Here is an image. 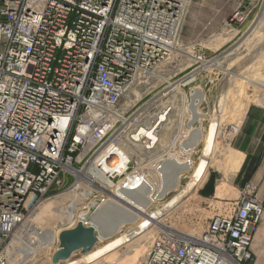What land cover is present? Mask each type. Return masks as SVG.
<instances>
[{
	"label": "built area",
	"instance_id": "2783aa9c",
	"mask_svg": "<svg viewBox=\"0 0 264 264\" xmlns=\"http://www.w3.org/2000/svg\"><path fill=\"white\" fill-rule=\"evenodd\" d=\"M191 1L0 0V264L31 260H23L20 249L15 254V235L47 201L72 189H90L89 201L82 204L89 211L97 200L110 198L100 186L126 184L138 190L153 174L165 184L178 152L183 163L191 159L184 163L189 167L179 187L156 197L147 211L157 204L150 215L165 213L157 215L164 226L138 237L140 248L150 242L143 256L129 264L252 260L264 215L256 183L248 182L236 199L205 196L212 172H220L211 166L195 198L176 200L204 155V140L194 145L190 157L187 145L194 129H206L216 116L210 94L222 70L219 55L208 57L180 43ZM253 10L250 3L240 4L224 28L243 26ZM261 83H253L261 92L245 103L247 111L264 108ZM197 91L202 94L197 100L201 120L191 110ZM243 122L239 117L228 123L221 136V119L216 156L222 138L234 146ZM168 132L170 140L162 144ZM137 224L123 234H135ZM27 228L24 235L31 233ZM121 255L107 264H120Z\"/></svg>",
	"mask_w": 264,
	"mask_h": 264
},
{
	"label": "bare ground",
	"instance_id": "6f19581e",
	"mask_svg": "<svg viewBox=\"0 0 264 264\" xmlns=\"http://www.w3.org/2000/svg\"><path fill=\"white\" fill-rule=\"evenodd\" d=\"M261 44L263 46L260 48L258 47V49H256L252 53V56L249 57V59L244 58L243 61H246L247 64L246 66L242 67L244 68L243 70L240 71V66L242 65L241 59L239 61H235L234 64H232V67L226 69L228 76L222 83L216 104L217 117L215 116L214 119L211 120L210 126L208 127L210 128V131H213L216 135H218L217 138L219 137L220 132V125L222 119L221 114H223V111L227 106V99H229V95L235 96V94L231 95V92L233 93V91H235L241 93V89L245 82H252L254 84H259V82H262L261 84L262 86H264V82L259 81L258 79L264 78V73H258L257 71L254 76H258V78H255L251 75L254 66L257 65V68H262V64H260L259 66V62L261 63V58L264 54V41ZM249 60L251 61L249 62ZM219 65H221L220 61ZM259 71L261 70L259 69ZM262 72H264V66ZM237 84H239L240 87H236ZM179 90L180 92H183L182 89ZM201 98V92L197 91L193 98L195 104L191 107L193 114L197 112V120H201L204 118L202 111H200L198 107L197 101H200ZM248 107L249 104H246L243 111L244 115L246 114ZM205 131L206 129L204 127L199 126L198 128H195L193 132V137L191 138L192 142L188 143L187 145V147H190V149H192L194 145L198 144V142L201 140L202 134H204V138L202 139L204 140L205 144L204 155L200 159L202 161H200L199 165L196 167L195 175L193 176V181L189 183L188 187L183 193H181V195L177 196L176 200L178 198H183L189 201L192 198H195L193 197V192L195 188L199 186V182L202 181L201 177L206 176L209 167L219 165L217 163V158L220 156H216L215 154V146H217V139L211 141V139L205 137ZM223 153L226 157L223 159V163H221L223 166L226 165V161L229 160L227 157H229L233 161L236 158V156H229L228 150H224ZM178 159H175L170 163L169 168L166 171V173L168 172V175H165V184L158 182V179H160L159 174H153V176H151L150 180L147 182V185L141 186V189L139 188L140 190H132L131 188H129L128 185L126 186V184L114 186L112 183H109V185L106 187L100 186L99 188L102 191L110 192V198L97 200L95 203H93V206L89 211H85V208L82 207L78 208V205L80 203H84L86 200L89 201L88 199H90L91 195L90 189L84 190V188H82L84 192L79 193L72 189L71 191H66V193H63V195H60L50 201H47V203H45L39 209L40 211L33 213V215L29 219L30 223L27 220L20 226L19 231L15 235L16 242H14V245L17 248L15 249V254H18L17 250L20 249L19 252L24 254L23 260L29 259L30 257L31 259H34L35 253H38L41 249L51 248L58 244L60 247H58L57 250L59 249L60 255L63 256L68 253V255L71 254L72 256V254L76 250H85L90 246H94L97 242L104 240V237H99L97 233L100 223L104 219L100 216L102 212L98 215V217L96 216V219H91L90 214L93 213V210L95 212L100 202L109 199H116L119 202L128 205L130 208L138 212H136L139 215L137 220L138 224L136 233L122 234L118 236L116 235L108 242L103 244L101 247L85 252L82 258L76 261H70L68 264H107V258L105 257L111 254H122L120 257L122 260L124 258L123 256L126 257L128 255H132V257H135V253H137V251L140 249V245L143 243L141 241L138 243V237L143 238L145 235L151 233L153 231V228L157 226H164V224L158 221V216L160 213H156L155 215L151 216L150 213L147 212L148 209L146 208L152 204L153 200L156 197H163L169 190H175L179 187L180 175L185 170H187L189 166H186V164H184L185 162H188V158L184 163L183 160L180 162ZM110 166L114 167L115 165L113 163ZM202 170L204 171L201 173ZM96 175L99 176L101 174L97 173ZM100 179L104 181V176L101 175ZM154 189L159 194H157ZM174 201H172L171 204H173ZM194 206H196V204L195 202H192L190 204V207L193 208ZM164 214L165 213L162 212L160 216H164ZM58 223L70 224V226L65 227L64 229L57 230L55 228V224ZM79 224H81V226ZM28 225L29 227H31V233L29 232L24 235L26 230H28ZM109 226L112 232L118 229V227H116L115 225V219L113 220V222H111L110 225H106V229L109 228ZM120 228L118 229V233L121 230ZM39 230L41 231L38 232ZM138 231L139 234H137ZM134 239H137V247H135L136 245H131L134 242L131 244H127L128 242ZM34 243H37V245H32ZM125 244H127V249L123 248ZM13 256L15 255L13 254ZM16 258L18 259L17 256H15V259Z\"/></svg>",
	"mask_w": 264,
	"mask_h": 264
},
{
	"label": "rangeland",
	"instance_id": "374dc122",
	"mask_svg": "<svg viewBox=\"0 0 264 264\" xmlns=\"http://www.w3.org/2000/svg\"><path fill=\"white\" fill-rule=\"evenodd\" d=\"M247 3H250L251 7H253L254 9L248 22L241 27H235L234 30L225 29L224 23L230 18L233 10L236 7H238L240 4L246 5ZM263 41H264V0H192L189 11H188V15H187L184 27H183L182 36L180 38L181 45L189 44V46L191 45L192 47H194L196 51H199L202 54H206L208 57L219 55L218 58L220 59L219 61L221 63L222 70H220L215 75V78L217 79L218 84L216 88L213 90V92H211L210 94L212 99L215 102V107H216L217 99L219 97L218 95H219L222 83L225 80V78H227L228 76L226 69L232 67V64H234L235 61H239L241 59L243 66L242 65L240 66L241 68L240 71L243 70L244 68L242 67L246 66L247 64L246 61L245 62L243 61L244 58L249 59V57L252 56V53L256 49H258V47L260 48L263 46L261 44ZM250 61L251 60H249V62ZM260 64H262V68L260 67L257 68V65L254 66V68L252 69L253 72H251L252 76H254V74H256L257 71L258 73H264L262 72L263 66H264V54L262 55L261 63L259 62V66ZM259 69L261 71H259ZM254 77L258 78V76H254ZM258 79L259 81L264 82V78H261V79L258 78ZM236 87H240V85L237 84ZM260 92L261 90L256 88L251 82L247 84L244 83L241 89V93H238L235 91H233V93L231 92V95L235 94V96L229 95V99H227V106L225 107L223 114H221L222 125H223L221 127V130H222L221 136L225 134L224 129L228 125V123L236 121L237 119H239V117H242L244 119L245 115L243 114V111H244L245 103L248 100H250L251 102L256 100ZM178 102L181 105L180 99L177 100V104ZM180 105L178 106L179 115L181 114V110H182V107ZM194 114H195V119L197 120V117H198L197 112ZM208 123L209 122H206L207 128L205 131V137L213 141L214 139H217L218 135H216L213 131H210V128H208L209 127ZM169 135H170L169 132L164 134V136L162 137L163 138L162 144H166L169 142L170 140ZM203 138H204V134H202L201 136V139ZM223 140L224 138L221 139L222 141L221 142L219 139V142L221 143L219 144L218 156L220 157L217 158L218 159L217 163L220 166H222L221 171L218 172L220 176V182L222 181L226 182L228 181L229 177H231L229 174H227V172H225V169H224L225 165L223 166L221 164L223 163V159L226 158L224 156L225 154L223 153V151L228 150V152L232 153V155L238 152L235 146H231L229 144L227 145L224 142L225 140L224 141ZM182 144L183 143H181V146H183ZM202 148L203 147H200V149ZM181 149L182 151H184L183 147H181ZM192 149H190L189 156L192 155L191 153L193 152ZM182 155L183 153H179V152L175 153V155L173 154V157H172L173 161L179 158L178 160L181 162ZM190 161L191 159H188V162H187L188 165ZM203 171L204 170H202L201 173ZM213 174L214 172H212V175ZM70 181L71 179L67 183H69ZM68 187H69V184L65 186L62 190ZM155 192L159 194L156 190ZM173 194L174 193L172 192L171 196ZM257 194H258V191H257ZM162 203L163 202H158V204H162ZM82 204L83 203H80L78 205V208L82 207L83 206ZM149 207H147L146 209H148ZM154 207H157V204H154L153 208L149 211L150 214L154 212L155 210ZM39 209L37 211H40ZM68 226H70V224H65V223L55 224V228L57 230L64 229L65 227H68ZM129 230H130V227L128 225H125L124 232H122V234L125 232L127 233ZM118 235L120 234L117 233V236ZM109 240L110 239H104V240L97 242L95 246L93 247V249L101 247L103 244H105ZM140 241H142V239L138 240V243ZM149 242L150 240H148V243ZM131 243L129 244L136 245L137 239L133 240ZM148 243L143 244V246L137 251V253H135L136 254L135 257H132V255H128L126 257L123 256L124 257L123 260L120 259V262H121L120 264H129L133 261H136L140 256H143ZM58 247L59 245L57 244L51 248H44L43 250L38 252V255L36 256V258L31 259L30 261H26V262L25 261L23 262L13 261L12 264H68L70 261H76L82 258L85 254L82 252V250H79L73 253V255L68 260H62V261H59L58 263H54L53 256ZM135 247H137V245ZM117 256L118 254H115V255L111 254L105 258H107L108 261H111L114 259L116 260L118 258Z\"/></svg>",
	"mask_w": 264,
	"mask_h": 264
},
{
	"label": "crops",
	"instance_id": "0c3cea01",
	"mask_svg": "<svg viewBox=\"0 0 264 264\" xmlns=\"http://www.w3.org/2000/svg\"><path fill=\"white\" fill-rule=\"evenodd\" d=\"M234 146L238 150L237 155H228L236 156L237 159L233 161L227 157L229 160L224 166L225 172L231 177L226 182H220L218 172H214L203 188L204 195L217 194L236 199L248 182H254L258 185V195L264 205V108L252 106L246 112L242 131ZM221 167L216 165L214 168L221 171ZM252 252L253 258L246 264H264V215L254 235Z\"/></svg>",
	"mask_w": 264,
	"mask_h": 264
},
{
	"label": "water",
	"instance_id": "95a60500",
	"mask_svg": "<svg viewBox=\"0 0 264 264\" xmlns=\"http://www.w3.org/2000/svg\"><path fill=\"white\" fill-rule=\"evenodd\" d=\"M93 213L90 214L91 219H96V216L98 217L99 214L101 217H103V221L100 223V226L97 230V233L99 237H104V239H111L114 236L117 235L118 229L125 225H131L137 222L138 220V212L135 211L134 209L130 208L128 205L119 202L116 199H109V200H104L99 203L98 208L92 211ZM137 212V213H136ZM115 219V225L118 227L117 230H114L112 232L110 226L109 228L106 229V225H110L111 222ZM81 226V224H79ZM120 228V229H121ZM95 246V245H94ZM94 246H90L89 248H86L85 250H82L83 253L90 251L93 249ZM60 247V246H59ZM79 251V250H76ZM74 251V253L76 252ZM73 255V254H72ZM71 257V254L68 255H60L59 254V249L55 252L53 256V262L58 263L59 261L62 260H68Z\"/></svg>",
	"mask_w": 264,
	"mask_h": 264
}]
</instances>
